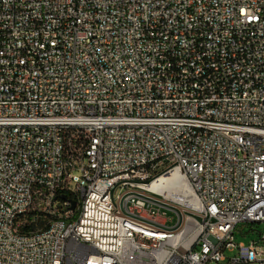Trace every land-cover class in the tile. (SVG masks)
<instances>
[{
	"label": "built area",
	"instance_id": "built-area-1",
	"mask_svg": "<svg viewBox=\"0 0 264 264\" xmlns=\"http://www.w3.org/2000/svg\"><path fill=\"white\" fill-rule=\"evenodd\" d=\"M161 166L192 203L151 188ZM244 223L264 225V0H0V264H264Z\"/></svg>",
	"mask_w": 264,
	"mask_h": 264
},
{
	"label": "bare ground",
	"instance_id": "bare-ground-1",
	"mask_svg": "<svg viewBox=\"0 0 264 264\" xmlns=\"http://www.w3.org/2000/svg\"><path fill=\"white\" fill-rule=\"evenodd\" d=\"M156 177L160 178L151 188L155 190L162 189L163 201H170V195L178 190V195H182V197H177L175 200H179L183 204L193 202L192 191L188 187V180L186 178H180L176 168L161 166V169H156ZM32 219H48V212L34 210L32 212ZM134 264H144V262L142 260H134Z\"/></svg>",
	"mask_w": 264,
	"mask_h": 264
},
{
	"label": "rangeland",
	"instance_id": "rangeland-1",
	"mask_svg": "<svg viewBox=\"0 0 264 264\" xmlns=\"http://www.w3.org/2000/svg\"><path fill=\"white\" fill-rule=\"evenodd\" d=\"M119 194H120L119 188H115L112 190L113 198H115ZM167 215L175 216V214L170 211H167ZM263 230H264L263 224H253V225L247 224V223L241 224L237 230V235H236L237 242H244L245 244H248L250 240L257 239L259 236V233L262 232ZM244 234H246L247 236L243 237ZM234 255L235 253L226 252V257L228 258L226 262H223V263L213 262L210 264H233L229 261V259L232 258ZM241 264H245V263H241ZM249 264H258V263H249Z\"/></svg>",
	"mask_w": 264,
	"mask_h": 264
},
{
	"label": "water",
	"instance_id": "water-1",
	"mask_svg": "<svg viewBox=\"0 0 264 264\" xmlns=\"http://www.w3.org/2000/svg\"><path fill=\"white\" fill-rule=\"evenodd\" d=\"M64 199H66V197H63ZM76 208V202L75 201H72V209H75Z\"/></svg>",
	"mask_w": 264,
	"mask_h": 264
}]
</instances>
